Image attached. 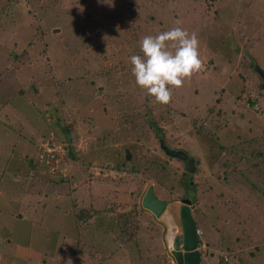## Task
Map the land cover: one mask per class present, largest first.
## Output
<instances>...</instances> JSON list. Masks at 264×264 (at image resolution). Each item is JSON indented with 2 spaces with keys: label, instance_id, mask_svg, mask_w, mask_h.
Returning a JSON list of instances; mask_svg holds the SVG:
<instances>
[{
  "label": "rangeland",
  "instance_id": "obj_1",
  "mask_svg": "<svg viewBox=\"0 0 264 264\" xmlns=\"http://www.w3.org/2000/svg\"><path fill=\"white\" fill-rule=\"evenodd\" d=\"M176 26L204 68L162 105L130 57ZM256 67L264 0H0V264H174L182 199L199 264H264ZM149 186L161 219L141 206Z\"/></svg>",
  "mask_w": 264,
  "mask_h": 264
},
{
  "label": "clouds",
  "instance_id": "obj_2",
  "mask_svg": "<svg viewBox=\"0 0 264 264\" xmlns=\"http://www.w3.org/2000/svg\"><path fill=\"white\" fill-rule=\"evenodd\" d=\"M140 47L142 55L130 57L132 75L137 86L162 105L172 101L173 89L204 68L197 35L179 26L143 37Z\"/></svg>",
  "mask_w": 264,
  "mask_h": 264
},
{
  "label": "water",
  "instance_id": "obj_3",
  "mask_svg": "<svg viewBox=\"0 0 264 264\" xmlns=\"http://www.w3.org/2000/svg\"><path fill=\"white\" fill-rule=\"evenodd\" d=\"M257 74L262 80L264 90V71L260 68L256 69ZM160 149L164 153L177 160L185 163V170L192 174L195 171L194 160L189 158L182 151L171 150L164 146L163 141H160ZM126 160L130 159L126 151ZM190 201L188 199L181 200L179 207L178 221L181 235L176 239L172 236L174 233L171 231V220L167 219L169 229H166V244L170 250L171 258L174 264H199L200 254L198 251V230L197 223L192 217ZM141 206L143 209L149 211L155 218L161 219L167 208V202L159 200L155 194L152 186H149L142 198Z\"/></svg>",
  "mask_w": 264,
  "mask_h": 264
},
{
  "label": "trees",
  "instance_id": "obj_4",
  "mask_svg": "<svg viewBox=\"0 0 264 264\" xmlns=\"http://www.w3.org/2000/svg\"><path fill=\"white\" fill-rule=\"evenodd\" d=\"M257 68H259V67L254 68L255 71H256ZM260 69H261V68H260ZM256 73H257V72H256ZM251 104L253 105V103H251ZM155 132H156V135H158V137H159V134H160L159 129L155 128ZM160 141H163V140L160 139ZM160 141H159V147H160ZM163 143H164V141H163ZM164 146L166 147L165 143H164ZM125 159H126V158H125Z\"/></svg>",
  "mask_w": 264,
  "mask_h": 264
},
{
  "label": "flooded vegetation",
  "instance_id": "obj_5",
  "mask_svg": "<svg viewBox=\"0 0 264 264\" xmlns=\"http://www.w3.org/2000/svg\"><path fill=\"white\" fill-rule=\"evenodd\" d=\"M156 196V195H155ZM160 200V199H159ZM183 200V199H182ZM163 201V200H162ZM191 205V204H190ZM180 206H181V202H180ZM191 207V206H190Z\"/></svg>",
  "mask_w": 264,
  "mask_h": 264
},
{
  "label": "bare ground",
  "instance_id": "obj_6",
  "mask_svg": "<svg viewBox=\"0 0 264 264\" xmlns=\"http://www.w3.org/2000/svg\"><path fill=\"white\" fill-rule=\"evenodd\" d=\"M170 224H172V222Z\"/></svg>",
  "mask_w": 264,
  "mask_h": 264
}]
</instances>
